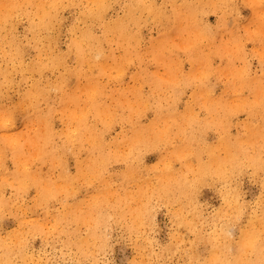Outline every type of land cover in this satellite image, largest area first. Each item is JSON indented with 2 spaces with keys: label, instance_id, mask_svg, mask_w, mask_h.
Returning a JSON list of instances; mask_svg holds the SVG:
<instances>
[{
  "label": "rangeland",
  "instance_id": "obj_1",
  "mask_svg": "<svg viewBox=\"0 0 264 264\" xmlns=\"http://www.w3.org/2000/svg\"><path fill=\"white\" fill-rule=\"evenodd\" d=\"M126 1L110 0L105 17H123ZM155 1L168 12L171 2L181 3ZM57 3L52 24L37 31V37L28 29L25 14L7 26H13L12 32L0 36L6 41L0 40V64L8 68L0 73L5 85L0 90V127L5 123L4 129L15 136L9 143L0 137V264H206L213 251L226 250L208 236H219L216 241L227 244L222 228L232 231L228 252L233 256L252 219L264 245V95L255 100L257 105H241L246 99L254 101L251 86L257 80L264 91L263 0L258 7L230 0L231 7L221 5L198 15L211 29L210 37L199 38L200 53L211 57L200 64L193 62L195 44H183L191 37L187 31L175 35V44H165L159 59L149 43L168 33L172 20L154 22L149 17L125 22L135 37L104 41L111 45L104 56L94 50L102 39L93 37L84 47L86 60H80L73 39L82 38L88 28L97 35L103 30L95 16L85 15L97 3ZM140 13L147 17L151 12ZM16 39L17 53L26 50L22 60L13 56L17 49L11 53L8 41ZM54 43L55 55L67 58L62 57L66 68L62 63L35 71L42 63L39 57L50 59L44 51ZM103 59L106 66L100 69L97 64ZM61 74L63 90L69 93L67 108L86 118L90 127L79 124L81 119L63 117L62 89L47 90ZM40 82L34 100L26 93ZM139 100L146 104L138 107ZM51 105L57 128L69 124L71 137L55 136L60 151L51 149V156H45ZM95 105L111 109L105 112L110 126L96 117ZM33 111H39L31 114L38 119L30 121L27 116ZM152 121L165 130L151 131L146 126ZM14 150L51 187L45 200L39 199L34 182L22 189L14 179ZM181 179L192 186L193 197L169 203L160 186L175 189Z\"/></svg>",
  "mask_w": 264,
  "mask_h": 264
},
{
  "label": "bare ground",
  "instance_id": "obj_2",
  "mask_svg": "<svg viewBox=\"0 0 264 264\" xmlns=\"http://www.w3.org/2000/svg\"><path fill=\"white\" fill-rule=\"evenodd\" d=\"M96 4V10H89L85 12V15H92L95 16L98 19V22L103 26L102 33L100 35H97L93 32L91 28L87 29V33L84 34V36L81 38H74L73 39V45L76 49H78V55L80 60H86V54L84 53V47L90 46L88 41L92 39L93 37H96L97 39H102V43H97L94 45L96 55L98 56H104L106 51L110 50L111 45L105 46L104 41H107L109 43L110 39L114 38V36L121 35L123 39H131L132 37H135V35L128 30V28L125 26L126 23H140L142 21L148 20V17L151 18L154 22H162L166 23L168 21V18L172 20V24L169 26V32L166 34L159 35L157 38L152 39L150 41V47L152 52L160 59V52L163 50V47L165 44H175L174 37L175 35H179L183 33L184 31H187L189 36L184 39L183 44L185 46H188L190 43L195 44V50L193 52L194 58L193 62L202 63L207 62L210 60L211 57L206 58L202 53H200L201 48L199 45V38L200 37H210L211 29L200 22L198 19V15L200 13H203L204 10H212L218 6L221 5H227L228 7H231L230 0H179L181 3L177 4V2H171V10L168 12L164 10L162 6L157 5V2L155 0H127L125 2L126 7V17L125 15L123 17H120V19L110 20L105 17L106 9L110 6V0H94ZM247 2L251 3V5H255V7H258L260 5L259 0H246ZM264 2V0H263ZM58 5L57 0H0V36H2L4 33L12 32L13 26L9 27V30L7 28L8 25L13 24L16 19L18 18L19 14H25L29 21H28V29L32 33L33 37H37V31H39L42 28H46L50 22L52 24V20L56 17L57 13L53 12V9L56 8ZM52 7V8H51ZM163 8V9H162ZM148 11L150 14L147 15V17L143 16V13L138 15L139 11ZM106 18V19H105ZM6 37H8L6 35ZM40 38V37H39ZM35 39L36 41H41L42 39ZM190 40H189V39ZM211 39V38H210ZM1 43L6 42L4 39H0ZM11 45V53L13 55V51L17 49L16 53L13 56H19V60H22L23 52L26 50L21 49V53H17L20 49V45L18 40L16 39L15 42L10 40L8 41ZM55 43L51 44V50L46 49L44 52L47 55H51L50 59L45 61L43 58L39 57V60L42 62L40 64V67H38L35 71L42 72L43 68L51 66V68L59 67V64L64 63V58H66L65 55L60 53L62 57H57L56 51H55ZM56 54V55H55ZM12 58V56H11ZM13 59V58H12ZM24 60V58H23ZM105 60H101L98 62V66L100 69L105 68ZM66 68V60L63 64ZM173 66V65H170ZM35 68V66H33ZM34 71V72H35ZM229 71H232L229 69ZM8 68L6 65L0 64V73H7ZM63 74V73H62ZM61 74V75H62ZM58 77V80L55 82H51V85L47 86V90L56 89L59 91V89H62L60 95V107L62 109L63 117L66 118H72L73 121H75V118L81 119L79 124H83L86 126H91L90 123L85 122L86 118H84L82 115H76L73 110H70V108H67L69 105V93L63 90L62 81L65 80V76ZM9 77V76H8ZM48 80V79H47ZM246 80V79H245ZM51 81V80H50ZM249 81V80H247ZM0 82H4V80L0 79ZM43 84V83H42ZM40 83L35 84V90L33 92H27L29 97H32L34 100L37 96H39V87L42 85ZM250 85H252L250 83ZM5 85H2L0 83V90H3ZM263 85L259 80L253 83V86H251L254 94H256V97L254 101H251L249 99H246L245 102L241 101V105L246 104L247 106H250L251 104H256L255 100H259L264 95L263 91ZM263 91V92H262ZM119 98H125L124 96H119ZM157 99H160L157 97ZM115 100V99H114ZM126 102L128 103V99L125 98ZM201 101V100H200ZM74 102L76 103L75 99ZM146 102L143 100H139L137 102L138 107H141V105H145ZM257 105V104H256ZM162 107V104L159 102L156 106V110L159 111ZM233 108V107H231ZM60 109V108H59ZM139 109V108H136ZM56 108L51 105V115L50 111L46 117V125H47V133H46V146L49 147L48 149H45V156H51V149L54 151L59 152L60 147L54 145L53 138L55 136L61 137L63 134L68 135V129L69 124L67 128L58 129L56 126L55 121L52 118V112H54ZM108 110H111L110 108H105L103 106L95 105L93 107V111L96 114V117L102 118V121L105 122L107 126L111 125V120L106 119L105 112ZM39 112V111H38ZM37 111L31 112L27 119L30 121H33L35 119H38V117H33V115H37ZM63 122H66L64 119H62ZM2 123V119L0 120V124ZM104 124V125H105ZM6 124L4 123L0 127V137L4 138V140L9 143L10 140H15V136L13 135V132L9 131L8 129H4V126ZM163 124H159L158 122L152 121L148 127L151 129V131L160 132L165 130L163 127ZM68 137H71V134L69 133ZM130 140V138H128ZM127 141L126 138L124 139V142ZM128 144L131 143L130 141H127ZM62 149H65V146L62 145ZM127 153H130L131 150L127 149ZM120 154L125 155V153L122 150H119ZM100 155V151H99ZM129 154H127L128 156ZM14 159L16 161V168L14 173V179H16L19 183V187L22 189L27 188L28 181L30 183L35 184V188L39 190V199L45 200L48 198L49 195H51V187H49L48 183H43L41 179L40 173H35L31 169H29L24 163H22V157L21 160L18 156V151L14 150ZM99 157H96L93 159V162H96ZM105 159V155L102 156V160ZM99 162V161H98ZM1 164V163H0ZM262 163H253L255 167L261 166ZM235 166V165H233ZM65 169V168H64ZM160 192L161 196L168 200L169 203H172L175 200L180 201L187 200L192 198L193 196L190 195L192 192V186L188 184V182L185 179H181L177 182L175 189H168L165 188V184H162L160 186ZM170 191V193L168 192ZM190 195V196H189ZM46 197V198H45ZM181 202V201H180ZM14 207L13 203L11 204V209ZM68 212L72 213V210H69ZM3 209L0 207V227H2L1 218L3 214ZM4 220V219H3ZM262 221V220H261ZM254 219L251 220V225L245 229H243L241 237L238 241V252H236L235 255L230 256V252H228V249H232L233 246H231L229 243L232 241L231 233L228 228L223 227L221 231V236H225L227 238L228 243L227 244H220L219 241L216 239L219 237H212L208 236V238L215 241L217 246H223L226 250L224 251V254H220L218 251H213L211 254V257L209 258L208 262L206 264H212L215 260H221L224 262V264H262L264 263V245L259 242V232H257L254 229ZM223 234V235H222ZM92 235V234H91ZM1 239V238H0ZM90 237H87V240H90ZM3 240L1 241L2 245ZM218 242V243H217ZM6 246V245H5ZM4 256L2 258H5V254L8 250V247L6 246L4 248ZM8 260V259H7Z\"/></svg>",
  "mask_w": 264,
  "mask_h": 264
}]
</instances>
